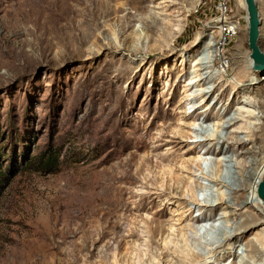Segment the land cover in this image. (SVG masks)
<instances>
[{
    "label": "rangeland",
    "instance_id": "374dc122",
    "mask_svg": "<svg viewBox=\"0 0 264 264\" xmlns=\"http://www.w3.org/2000/svg\"><path fill=\"white\" fill-rule=\"evenodd\" d=\"M257 6L264 48V0ZM245 17L243 0H229L222 15L214 0H0V264H123L115 226L119 166L134 154L202 160V174L191 178L198 202L205 192L214 201L228 192L202 176L216 179L226 170L217 171L211 161L220 158L197 144L205 139L200 125L210 137L235 118L229 137L247 139L261 122L264 72H244L239 80L248 83L235 96L226 89L250 54ZM202 56L213 80L198 84L194 64ZM179 129L191 138L166 143ZM161 135L166 142L155 143ZM189 203L190 217L173 205L161 221L199 219L200 206ZM159 207L161 201L140 211L134 199L125 209L139 221ZM214 211V223L194 225L202 242L218 241L246 213L264 215L258 208L237 219L229 209ZM261 232L264 223L207 264H258L251 258L264 259ZM144 242L142 235L129 239L128 248ZM128 257L136 264L133 250Z\"/></svg>",
    "mask_w": 264,
    "mask_h": 264
},
{
    "label": "bare ground",
    "instance_id": "6f19581e",
    "mask_svg": "<svg viewBox=\"0 0 264 264\" xmlns=\"http://www.w3.org/2000/svg\"><path fill=\"white\" fill-rule=\"evenodd\" d=\"M198 4V1H196L193 8L197 7ZM179 33L180 29L175 32L176 35ZM259 48L264 53V48L261 46ZM245 59L241 76H235L226 82V89L230 88L234 96L244 87L245 83H248V81L239 80L242 76L245 77L246 72L250 76H256L259 73L252 69L249 54ZM205 60L207 58L202 56L194 64L197 68L196 71L200 73L199 78L196 79L198 84L213 80L211 74L203 72V67L207 64ZM211 62L213 63V60ZM218 77L222 78L221 75H218ZM261 78L264 81V75ZM214 91L215 88L211 92L204 91L203 95H211ZM248 104H250V101H248ZM257 106L260 110L264 109V101L258 103ZM223 112V118L228 116V109ZM259 119H261L260 124H258L256 130L249 131L247 139H240L238 136L229 137L227 130L235 123V118H225L221 132L210 137L204 135L206 128L200 125L202 132L199 134H202L205 139L198 141V147L204 145V155H214L216 153L217 158L219 157L220 160L211 161V164H215L217 171L222 166L226 170L224 175H220L216 179H212L206 174L202 175L208 178L211 183L228 190L226 194L220 195L215 201L214 195L208 192L203 193L202 202H198L199 200L196 197L191 178H194L193 171L195 170L201 171L202 174V160L184 159L171 153L165 157L134 154L129 160L121 162L119 166L120 186L118 189L120 212L115 216V226L121 234L119 248L122 252L123 264H129V249L133 250L136 264H164L163 260L166 258L170 259L171 264H207V258L214 257L225 245L235 242L245 232L256 227V225L264 223V215L262 218L257 217L256 219L251 214L246 213L247 216H243L242 221L240 219L233 220L228 231H224L218 241L206 242L200 240L198 237L200 229L194 226L206 220V222L212 221L214 223V209L216 207L229 209L231 211L230 218L235 217L236 219L244 210L248 211L251 208L264 210L261 201L257 197V187L264 175V112L261 113ZM172 134L174 135H171L170 138L173 141H163L162 138H165L166 135H161V137L155 139V143L166 142L177 145V142H181L182 138H191L181 130L175 133L173 131ZM221 144H225L227 149L216 151ZM239 191H244L245 195H238ZM134 199L139 204L140 211L149 212L160 201L163 207L156 208L152 218H141L138 221V217L131 219L128 210L125 209L127 202ZM189 201L200 206L199 219H179L177 223L161 221L166 209L173 205L178 209H185L189 214L187 217H190L193 211L189 206ZM132 208H135V205ZM206 216L207 218H205ZM210 226L215 229L214 225L210 224ZM140 235L145 239L144 244H137V247L134 244V246L128 248V240L132 239L137 243L140 240ZM258 238L264 252V232H261L257 236ZM192 241L202 245L204 253L196 252L190 244ZM251 260H256L258 264H264V259L258 256L252 257ZM250 263L248 260L242 262V264Z\"/></svg>",
    "mask_w": 264,
    "mask_h": 264
},
{
    "label": "water",
    "instance_id": "95a60500",
    "mask_svg": "<svg viewBox=\"0 0 264 264\" xmlns=\"http://www.w3.org/2000/svg\"><path fill=\"white\" fill-rule=\"evenodd\" d=\"M247 22V44L250 51L252 69L256 72H264V53L258 46L260 17L256 0H243ZM257 197L264 208V175L257 187Z\"/></svg>",
    "mask_w": 264,
    "mask_h": 264
},
{
    "label": "built area",
    "instance_id": "2783aa9c",
    "mask_svg": "<svg viewBox=\"0 0 264 264\" xmlns=\"http://www.w3.org/2000/svg\"><path fill=\"white\" fill-rule=\"evenodd\" d=\"M216 2V5H217V10H218V14L219 15H222V14H225L229 8V0H214ZM228 27L226 32L228 34H231L233 31H232V27L231 26H226Z\"/></svg>",
    "mask_w": 264,
    "mask_h": 264
},
{
    "label": "trees",
    "instance_id": "16d2710c",
    "mask_svg": "<svg viewBox=\"0 0 264 264\" xmlns=\"http://www.w3.org/2000/svg\"><path fill=\"white\" fill-rule=\"evenodd\" d=\"M1 170H2V168L0 167V192H1L2 188L4 187V185L6 184V182L4 181L5 180L4 175L6 173L2 172Z\"/></svg>",
    "mask_w": 264,
    "mask_h": 264
}]
</instances>
